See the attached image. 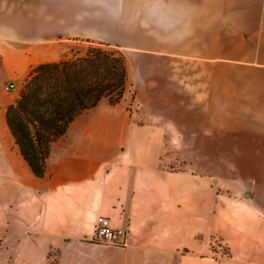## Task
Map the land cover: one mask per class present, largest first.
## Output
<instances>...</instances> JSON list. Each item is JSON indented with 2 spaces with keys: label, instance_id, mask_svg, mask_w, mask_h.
Wrapping results in <instances>:
<instances>
[{
  "label": "crops",
  "instance_id": "0c3cea01",
  "mask_svg": "<svg viewBox=\"0 0 264 264\" xmlns=\"http://www.w3.org/2000/svg\"><path fill=\"white\" fill-rule=\"evenodd\" d=\"M90 42L123 50L124 97L79 115L37 177L6 109ZM99 216L129 246L94 242ZM0 247L14 264H264V0H0Z\"/></svg>",
  "mask_w": 264,
  "mask_h": 264
},
{
  "label": "trees",
  "instance_id": "16d2710c",
  "mask_svg": "<svg viewBox=\"0 0 264 264\" xmlns=\"http://www.w3.org/2000/svg\"><path fill=\"white\" fill-rule=\"evenodd\" d=\"M127 80L125 55L95 42L83 53L30 70L20 97L6 109V121L34 175L45 176L52 144L79 115L104 99L121 102Z\"/></svg>",
  "mask_w": 264,
  "mask_h": 264
},
{
  "label": "built area",
  "instance_id": "2783aa9c",
  "mask_svg": "<svg viewBox=\"0 0 264 264\" xmlns=\"http://www.w3.org/2000/svg\"><path fill=\"white\" fill-rule=\"evenodd\" d=\"M9 88L14 89V85H10ZM93 241L99 244L125 248L130 244V233L128 230L115 228L107 216H99L96 220Z\"/></svg>",
  "mask_w": 264,
  "mask_h": 264
},
{
  "label": "rangeland",
  "instance_id": "374dc122",
  "mask_svg": "<svg viewBox=\"0 0 264 264\" xmlns=\"http://www.w3.org/2000/svg\"><path fill=\"white\" fill-rule=\"evenodd\" d=\"M88 46H89V43H72L69 45L68 50L66 51L65 57H72L74 55H77L80 52L83 53ZM110 48L123 53V50L121 48L114 47V46H111ZM26 77L27 76L21 79V83L19 84L18 89L15 91V94L17 95V99L20 97V92L23 87V84L25 83ZM130 109L132 110L133 107L131 106ZM198 154L200 155L201 152H196V155ZM196 158H198V156H196ZM211 241L210 243H213V239ZM213 247L218 253H221L219 254L221 257L224 258L225 256H228V249L222 243L214 242ZM0 264H14L11 261V248L10 247H0ZM48 264H57V263H56V260H54V261L49 262Z\"/></svg>",
  "mask_w": 264,
  "mask_h": 264
}]
</instances>
